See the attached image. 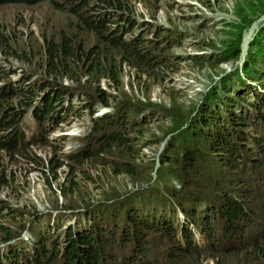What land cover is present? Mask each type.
Returning <instances> with one entry per match:
<instances>
[{
    "label": "rangeland",
    "instance_id": "1",
    "mask_svg": "<svg viewBox=\"0 0 264 264\" xmlns=\"http://www.w3.org/2000/svg\"><path fill=\"white\" fill-rule=\"evenodd\" d=\"M60 4L64 7L62 10L48 2L34 6L1 5L0 26L9 35L12 44L9 51L38 55L43 49L45 33L57 34L65 29L74 32L71 27L76 28L78 36L88 38L90 34L87 35L86 26L79 27L73 14L67 11L70 2L62 1ZM127 8L131 18L139 20V24L147 23L144 30L149 40L145 45L148 46L147 52L122 54L116 51L105 66L116 71H107L109 73L95 78L88 75L80 84L64 79L63 84L79 90L72 101L75 111L62 113L66 117L57 123L52 122L50 126L54 131L50 130L45 141L38 138L31 150L18 156L8 155V158L5 155L4 159L0 151V168L5 170L4 173L0 171V209L2 205L8 206L7 209L14 214L3 219L0 228L2 225L8 228L19 226L23 222L26 225L24 236L27 231L33 234L35 224L42 219L52 231L57 228L67 236L74 235L71 234L75 232L72 226L76 229L84 227L86 216H103L110 205L127 208L121 214L123 222L127 220L124 219L127 213L139 216L150 210L166 217L169 214L167 200L152 199L146 206L147 202L139 203V194L147 191L149 188L146 186L152 182L151 187L159 188L161 194L166 190L168 194H175L180 203L189 200L180 189H169L167 165L161 161L167 155L168 142L170 144L179 137L186 122L193 125L197 117L194 109L203 101L217 103L225 90L237 97V90L243 89L254 99L264 100V78L256 72L263 68V63L258 60L264 59V0H129ZM139 26L129 34L137 33ZM148 56L151 61L158 58L164 62L151 64ZM35 64L41 62L36 61ZM1 65L9 67L13 79L31 77L28 72L34 71V64L29 66L2 53ZM150 68H155V71ZM40 76L33 75L32 79L37 80ZM75 94L72 93L71 97ZM85 102L89 107H85ZM211 106L215 108V105ZM148 107L153 111H147L145 108ZM122 111L131 116L133 124L140 123L141 116L148 117V124L142 126L138 133L128 135L131 139L128 147L115 149L106 155L91 156L95 152L88 148V138L103 136L97 129V122L103 121L107 125L106 130H112L117 127L115 121ZM107 118H111L108 123L105 121ZM24 122L28 131L34 128L29 114ZM111 160L119 163L117 170L121 173L115 171ZM125 163L128 169L123 167ZM225 171L228 174L229 169ZM262 195L259 196L263 198ZM249 199L257 201L255 196ZM173 205L178 209L177 204ZM208 206L213 204L204 201L201 209ZM180 208L179 205V218L184 215ZM261 211H255L257 217L255 213L237 219L218 216L207 234L214 230L221 232L227 227L229 231L240 228L242 235L226 246L207 242L192 257L191 264H195L196 258L203 264H216L212 258L216 252L214 249L233 250L249 244L246 241L251 237L263 235L264 219L259 218ZM256 221L261 225L251 228L254 233L248 234L247 228ZM147 234L145 239L148 243L142 244L147 248L145 262L153 260L151 254L158 255L154 242L158 240L159 231L150 230ZM27 243L30 244L29 240ZM184 249L181 247L174 254H169V246L162 242L159 249L161 257L157 260L159 264H171L167 256L174 259L183 257ZM251 251L249 249L248 253L237 256L220 255L219 260L223 264H251ZM129 252V249H121L118 254ZM47 261V264H53L55 259L49 256ZM138 263L144 264L143 259Z\"/></svg>",
    "mask_w": 264,
    "mask_h": 264
},
{
    "label": "trees",
    "instance_id": "2",
    "mask_svg": "<svg viewBox=\"0 0 264 264\" xmlns=\"http://www.w3.org/2000/svg\"><path fill=\"white\" fill-rule=\"evenodd\" d=\"M62 1L70 2L67 11L73 14L79 27H83V24L86 26L87 35L90 34L88 38L75 34V27H71L75 29L74 32L65 29L57 34L45 33L42 38V52L27 56L9 51L12 47L9 35L6 29L0 26V54L13 56L29 66L34 64V71L28 72L31 77L25 76L14 83L7 81L11 76L9 67L0 66V85L5 81L9 84L4 85L0 92V114H2L0 151L3 152V159L5 155L8 158V155L23 154L35 147L38 138L42 137L44 141L47 138L46 134L38 132V135H33L28 140L22 129L20 132L11 133L14 130L12 127H15L17 121L25 116L28 108L35 102L39 101L42 108L41 112L36 109L34 111V119L39 124L49 114V110L63 103L65 96L70 98L68 105L61 111L65 114H72L75 111L72 101L79 90L63 84L64 79L80 84L88 75L95 78L105 75L107 71L110 73L116 71L115 68L109 70L105 68L106 62L112 59L116 51L122 54L147 52L148 46L145 45L149 40L144 35L147 23L139 24L138 20L127 14L129 0H0V6L6 4L34 6L48 2L62 10L64 8L60 4ZM138 25H140L138 32L129 34ZM155 45L154 43L153 46ZM21 51L26 52V50ZM36 61L41 64H35ZM258 61L263 63V68L256 72L264 78V59ZM153 62L161 64L164 60L158 58L150 60L151 64ZM256 63L255 61V65ZM150 69L155 71V68ZM36 74L41 76L33 80L32 76ZM117 79L120 81V76ZM237 91V97L232 96L231 91H223L221 94L223 98L220 97L218 104L215 102L208 104L203 101L194 109L197 117L193 125L192 123L188 125L189 121L186 122L179 132V137L177 136L170 144L168 142L167 155L161 161L163 165H167L165 168L170 179L167 185L169 189H180L185 197H189L188 201L180 203L175 199V194H168L166 190L162 191V194L159 193V188H152L151 182L146 186L149 189L139 194L141 195L139 203L147 202L146 206H149V201L152 202V199L167 200L169 214L166 217H161L157 211L150 210L139 216L127 213L124 217L127 220L123 222L121 214L123 210L126 212L127 208L110 205L111 208L108 209L109 211H104L103 216H86V225L82 229L72 226L75 232L71 234L74 235L67 236L65 232L57 231V228L52 231L49 224L45 225L41 219L35 224L33 234L29 232L27 239L30 244L26 242L27 239L21 238L26 229L25 223L22 222L19 226L15 225L11 228L2 225L0 264H47L49 256L55 259L53 264H139L141 257L144 259V264L148 262L159 264L158 256L155 254L150 255L152 261L145 262L147 248L141 244V241L144 240L147 245L145 238L150 230L159 231L161 236L168 235L176 243L180 241L176 240V233L181 230L180 238L186 242L187 247L183 250V257L174 259L168 255L167 258L171 264H191L192 257L197 255L200 249L199 246L192 248L194 236L191 225L201 228L207 242L217 244L220 237H225L226 227L223 228L224 233L214 230L207 234V230L209 226L214 225L218 216L237 219L239 216H252L256 210L262 209L259 218L264 219V100L254 99L243 89ZM72 93L76 94L71 97ZM212 104L215 108H212ZM85 107H89V104ZM145 109L150 111L151 108ZM139 118L142 121L135 125L131 116L122 111L115 121L117 127L112 130H106L107 125L105 126L103 121L97 122V129L103 136L88 138V148L95 152L91 156L106 155L115 149L128 147L131 140L128 135L131 132L138 133L142 126L148 124L147 116ZM109 119L111 118L105 119L106 123ZM53 121L58 122L55 119ZM110 163L116 168L115 171L121 173L117 170L118 162L111 160ZM123 167L128 169L126 163ZM227 168L228 174L225 171ZM0 171L5 172L3 168H0ZM261 194L263 198L259 196ZM253 196L256 197V202L250 201L249 197ZM170 200L172 203L169 204ZM204 201H208L213 206L201 209ZM174 203L177 204L178 209L173 205ZM179 205L184 214L183 220L178 215ZM2 206L0 222L14 215L11 209H7L8 206ZM186 206L188 208H185ZM137 210L138 208L135 207L136 212ZM3 211L8 213L5 214ZM255 215L257 217L256 213ZM256 225L258 221L249 227ZM133 241L136 250L133 256H130V252L118 254L121 249H129ZM247 243L249 244H242L233 250L216 248L212 258L215 259L216 264H223L219 260L220 255L237 256L252 249L249 253L251 264H264V233L249 239ZM1 246H5V249ZM180 248L178 246L176 252ZM195 264H203V261L199 262L196 258Z\"/></svg>",
    "mask_w": 264,
    "mask_h": 264
},
{
    "label": "clouds",
    "instance_id": "3",
    "mask_svg": "<svg viewBox=\"0 0 264 264\" xmlns=\"http://www.w3.org/2000/svg\"><path fill=\"white\" fill-rule=\"evenodd\" d=\"M17 80H20V79H13L10 76V79H8L7 81L14 83ZM7 81L2 82V84L0 85V92L2 91V88H3L4 85H9L8 83H6ZM10 86H12V85H10ZM77 95L78 94H76L75 98L77 97ZM69 98H70V96H65V100L63 101V103L61 105L56 106V107L54 106L51 110H49V114L47 116H45V118L40 121L41 124H39V122L34 119V111H35V109L38 110V112L42 111V108L40 107V105L38 103L39 101L35 102V104H33L32 106H30L28 108L27 112L25 113V116L23 118H20L17 121V124L14 125L15 127H12V128H14V130L11 133L14 134V132H17V131L20 132V131L23 130V132L25 133V135H26L28 140H30V138L33 135H38V132H40L41 134L50 135L49 134L50 130H51V126L50 125H52V122H54L53 119L60 120V118H62L61 116L63 115L62 113H64V112L61 111V110H62V108L66 107L68 105ZM57 113H59V115H56ZM27 114H29L31 116L32 124L34 126V128L31 131L27 130L25 122H24L25 117H26ZM0 116L2 117V114H0ZM51 131H54V130L52 129ZM28 132H33V133H29L28 134ZM183 217H184V215H182L180 217V219H182ZM258 225H261V224L258 222ZM258 225H256V226H258ZM256 226H254V227H256ZM254 227H248L247 228V233L250 234V235L253 234L254 231L251 228H254ZM190 228L192 229V234L194 236L193 247L194 248H196L197 246L204 247L206 245V243H207V238H206L205 234L202 232L201 228H199V227H197L195 225L194 226L191 225ZM225 231H226L225 232V237L224 238L220 237V240L218 241V243L223 245V246H226V245L230 244L233 240H237L239 238V236L242 235V232H241L240 228H236L235 230L229 231V229H227V227H226ZM180 233H181V230H179V232L176 233V236H175L177 241L180 240L179 243H176V241L172 240L168 235L161 236V233L158 234V240L156 242H154V246L156 247V249H158V251H156V253L158 254L157 255L158 258L161 257V252L159 251V249L161 248L162 242L169 246V254H174L176 252V248L178 246L179 247H183V248L186 247V242H184V240L180 238ZM222 233H224V231H222ZM28 236H29V232L27 231V233L24 236H23V233H22L21 238H23V240H24V239H27ZM31 238H32V236H31ZM251 238H255V237H251ZM26 242H28V240ZM141 244H145L144 240L141 241ZM134 245H135L134 241H133L132 245H129V250L132 253L131 256H133L135 254V251H136ZM1 247H2V249H5V246H1ZM140 259H143V257H141ZM168 259L169 258H167V260ZM143 261H144V259H143Z\"/></svg>",
    "mask_w": 264,
    "mask_h": 264
},
{
    "label": "bare ground",
    "instance_id": "4",
    "mask_svg": "<svg viewBox=\"0 0 264 264\" xmlns=\"http://www.w3.org/2000/svg\"><path fill=\"white\" fill-rule=\"evenodd\" d=\"M82 229V228H81Z\"/></svg>",
    "mask_w": 264,
    "mask_h": 264
}]
</instances>
